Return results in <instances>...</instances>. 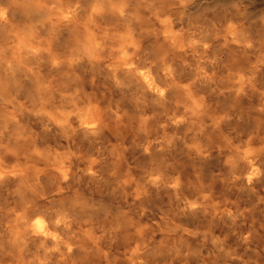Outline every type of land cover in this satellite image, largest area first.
<instances>
[{
	"label": "clouds",
	"instance_id": "1",
	"mask_svg": "<svg viewBox=\"0 0 264 264\" xmlns=\"http://www.w3.org/2000/svg\"><path fill=\"white\" fill-rule=\"evenodd\" d=\"M0 264H264V0H0Z\"/></svg>",
	"mask_w": 264,
	"mask_h": 264
}]
</instances>
